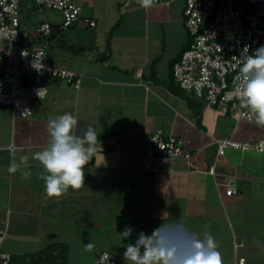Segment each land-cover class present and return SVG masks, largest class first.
<instances>
[{
  "label": "crops",
  "instance_id": "1",
  "mask_svg": "<svg viewBox=\"0 0 264 264\" xmlns=\"http://www.w3.org/2000/svg\"><path fill=\"white\" fill-rule=\"evenodd\" d=\"M73 2L81 7V22L66 30L53 24L46 56L50 65L80 75L79 86L45 79L48 94L27 118L0 106L1 252L10 264H45L47 249L60 264H95L117 242L120 264H127L125 246L140 232L150 236L152 224L177 221L201 238L209 232L223 264H234L236 257L264 264V152L255 148L264 129L207 108L173 83L172 65L190 41L184 0H158L149 8L138 0ZM39 23L28 30L20 20L21 35L28 34L22 39L30 45ZM67 30L71 41L62 35ZM66 112L76 117L77 134L95 127L97 151L84 169V186L49 197L46 173L32 156L48 144V118ZM158 129L180 139L189 158L172 161L164 173H146L144 136ZM218 138L252 146L217 157ZM13 161L17 171L9 173ZM230 187L237 193L227 196ZM126 226L134 231L124 240L119 233ZM102 227L100 233L113 242L108 236L104 247L86 250L100 240L93 232Z\"/></svg>",
  "mask_w": 264,
  "mask_h": 264
},
{
  "label": "built area",
  "instance_id": "2",
  "mask_svg": "<svg viewBox=\"0 0 264 264\" xmlns=\"http://www.w3.org/2000/svg\"><path fill=\"white\" fill-rule=\"evenodd\" d=\"M23 0H0V106L13 115L27 118L33 115V105L48 94L44 79H57L77 88L80 75L68 69L49 64L46 56L47 38L52 26L41 22L35 27L33 45L21 43L19 6ZM40 12L54 9L61 13L60 28L65 29L81 22V7L73 0H33ZM158 0H154L157 3ZM185 27L190 37L187 48L172 65L173 80L179 87L204 101L221 115H236L237 119L258 124L255 116L239 99L241 85L239 58L245 46L252 54L264 45V0H184ZM90 28L94 21L82 20ZM40 40V41H38ZM26 53V55H22ZM7 84L8 88L5 87ZM44 89L42 99L37 90ZM145 153L143 170L164 173L176 159H188L182 141L158 129L144 136ZM217 157L226 149L246 151L250 143H240L230 138L214 141ZM264 152V140L255 145ZM213 171V169H212ZM237 193L233 187L227 196ZM5 236L0 234V264H7L9 257L1 252ZM236 248V246H235ZM96 264H116L108 253H102ZM236 257L234 264H243Z\"/></svg>",
  "mask_w": 264,
  "mask_h": 264
},
{
  "label": "clouds",
  "instance_id": "3",
  "mask_svg": "<svg viewBox=\"0 0 264 264\" xmlns=\"http://www.w3.org/2000/svg\"><path fill=\"white\" fill-rule=\"evenodd\" d=\"M138 3L149 8L154 0H138ZM233 60L240 62L241 85L237 89L240 102L255 116L258 124L264 125V45L252 54L245 46L240 57H233ZM43 92L44 89L37 90L41 99ZM77 125L78 121L71 113L50 116L47 121L48 144L32 156L46 173L42 179L49 197L59 198L67 195L69 189L79 190L84 186V169L93 160L99 137L91 125L82 135L77 134ZM28 160L27 155L21 157L24 164ZM17 167L13 161L8 172L15 173ZM133 231L132 227L126 226L119 234L127 240ZM125 247L127 264H223L222 254L209 232L205 231L201 238L177 221L163 223L150 236L140 232L135 242ZM85 248L91 251L94 244L89 242Z\"/></svg>",
  "mask_w": 264,
  "mask_h": 264
},
{
  "label": "rangeland",
  "instance_id": "4",
  "mask_svg": "<svg viewBox=\"0 0 264 264\" xmlns=\"http://www.w3.org/2000/svg\"><path fill=\"white\" fill-rule=\"evenodd\" d=\"M19 18L20 20L24 23V28L30 30L31 27H33L35 24L37 23H41V22H49L50 24H60L62 22V15L59 11L54 10V9H44V11L40 12L39 8L37 7V5L35 4V2L33 0H23L19 6ZM66 30V29H64ZM85 35L87 34H91V33H87V31H83ZM68 34V38L69 41L72 40L70 33L67 31H65L62 35L63 36H67ZM22 44L24 45H30L26 42L25 39H22L21 41ZM47 53L49 52L48 49L46 51ZM5 87L8 88L7 84H5ZM166 172V171H165ZM117 209L115 208V211ZM122 221L130 224L132 226H137L138 222H134L133 219L128 220L126 217L122 218ZM167 223V222H165ZM141 225V224H139ZM139 228V226L137 227ZM152 231H149V234L151 235L153 233V231L157 228H159V226L153 227V224L151 226ZM105 229H107V227H105ZM104 230V227H102L100 230H94L93 235L95 237V240L100 238V240L94 242V246H95V250H99V247H104L105 245H107L106 241L108 240V236L106 233H100L101 231ZM192 232V231H191ZM110 237V236H109ZM111 242H113V238L110 237ZM117 242H114L112 245L115 247ZM103 250V249H101ZM110 251V250H109ZM119 259V258H118ZM120 260V259H119Z\"/></svg>",
  "mask_w": 264,
  "mask_h": 264
},
{
  "label": "trees",
  "instance_id": "5",
  "mask_svg": "<svg viewBox=\"0 0 264 264\" xmlns=\"http://www.w3.org/2000/svg\"><path fill=\"white\" fill-rule=\"evenodd\" d=\"M62 23V22H61ZM50 24V23H49ZM51 26H52V30H51V35L50 36H48V38H47V47H48V44H49V40L53 37V33L55 32L54 31V29H56L57 28V25H53V24H50ZM73 26V25H72ZM56 27V28H55ZM59 27V26H58ZM71 26H69V27H67V28H65V29H68V28H70ZM20 28V27H19ZM62 30H64V29H62ZM46 47V48H47ZM46 53V52H45ZM172 74H173V72H172ZM45 80V79H44ZM44 80H43V83H44ZM172 81H173V83H175L174 82V80H173V76H172ZM177 87L179 88V89H181L180 87H179V85L177 84ZM182 90V89H181ZM183 91V90H182ZM247 108V107H246ZM248 109V108H247ZM104 135H106V134H104ZM144 172H146V171H144ZM146 173H149V172H146ZM133 240V239H132ZM135 242V240H133V242L132 243H134ZM52 249H47L46 251H44L42 254L44 255V254H46V258H44L43 259V263L45 262V264H60V263H58L59 261H60V259L59 258H54V256L52 255L51 256V254H52ZM108 253L109 255H110V257L112 258V260H114L115 261V263L116 264H120V260H118V257H117V255L119 254V252H122V248L118 245V246H115V248L114 249H111L110 251H102L101 253H99L98 255H97V257H96V260L100 257V255L102 254V253ZM59 260V261H58ZM10 261H11V258L9 259V261H8V263L7 264H10ZM96 262V261H95ZM96 264V263H95Z\"/></svg>",
  "mask_w": 264,
  "mask_h": 264
}]
</instances>
